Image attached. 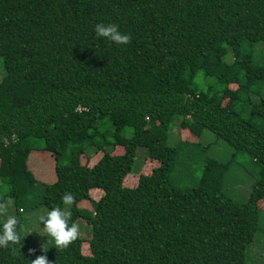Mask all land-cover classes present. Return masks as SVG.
Here are the masks:
<instances>
[{
    "label": "trees",
    "instance_id": "1",
    "mask_svg": "<svg viewBox=\"0 0 264 264\" xmlns=\"http://www.w3.org/2000/svg\"><path fill=\"white\" fill-rule=\"evenodd\" d=\"M97 24H115L130 43L97 36ZM259 43L264 0H0V203L14 199L22 241L0 248V264L42 254L50 264H251L264 201V125L252 122L264 121V98H247L264 81V59H253ZM239 104L249 119L233 110ZM186 131H208L259 165L246 203L223 194L228 165L213 159L197 186H170ZM139 150L158 165L125 186ZM88 155L99 156L91 167L81 161ZM32 158L47 182L28 169ZM21 202L29 211L68 208L89 239L63 251L52 238L29 247Z\"/></svg>",
    "mask_w": 264,
    "mask_h": 264
},
{
    "label": "rangeland",
    "instance_id": "2",
    "mask_svg": "<svg viewBox=\"0 0 264 264\" xmlns=\"http://www.w3.org/2000/svg\"><path fill=\"white\" fill-rule=\"evenodd\" d=\"M253 59L257 63H261L264 59V45L261 43L256 44L255 51L253 52ZM215 84V83H212ZM221 85L214 86L212 88L213 92H219L221 90ZM250 102L255 103L259 101L260 98H264V81L256 83L251 87L250 92L247 94ZM233 110H236L242 117L249 119V105H235ZM177 122L170 126V135L168 138V144L175 147L178 144V139L174 134L176 130ZM252 122L258 126L262 127L264 121L260 118H253ZM179 128V126H178ZM178 130V129H177ZM185 132V131H182ZM187 134L180 135V139L187 141V143L182 144L177 149V154L175 157V163L172 171L170 172V186L178 190H187L198 185L208 159L216 160L220 163L227 164V169L223 172L221 191L223 194L237 203H246L248 201L251 187L258 178L259 165L253 161V159L244 153H237L235 157L233 149L228 146L225 142L216 139L210 132L205 131L202 137H194ZM127 134V133H126ZM128 138V136H126ZM177 142V143H176ZM122 148L117 147L114 149V154L121 153ZM141 150V149H140ZM138 151L135 158V164L133 167V173L130 174L131 177H127L124 181V185L132 187L136 180V172L138 174L149 175L151 174L154 167H157V163L152 160H147L145 158L144 151ZM99 156H84L82 157V163L91 167ZM51 159V158H50ZM49 159V160H50ZM35 164V165H34ZM38 160L30 159L28 169L30 172H39L38 178L43 182H47L48 173L47 170L40 169ZM49 172V170H48ZM41 176L43 178H41ZM46 177V178H44ZM3 194H7L8 191L4 190ZM102 192L98 189H93L90 191V197L93 200H98ZM7 202L8 210L6 215L0 216V221H4L9 217H13L16 213L14 199L8 197L5 199ZM21 202L20 207L24 209L22 216L25 218L24 226L26 227V239L27 245L29 247H44L49 244L51 237H49L44 231V224L40 221L41 216H46L48 213L47 209L44 207H39L33 211H29L26 208V203ZM68 207V206H66ZM80 208L84 211H92L93 207L90 202H84L80 204ZM259 214H258V229L253 238L252 243L249 245L247 250V260L251 264H264V201L259 204ZM20 211V210H19ZM80 228V236L84 239H89L90 230L88 225L84 220H78L77 223ZM82 253L85 255L89 254V249L87 244H83Z\"/></svg>",
    "mask_w": 264,
    "mask_h": 264
},
{
    "label": "clouds",
    "instance_id": "3",
    "mask_svg": "<svg viewBox=\"0 0 264 264\" xmlns=\"http://www.w3.org/2000/svg\"><path fill=\"white\" fill-rule=\"evenodd\" d=\"M95 32L97 36L106 38L117 45H126L131 40V37L122 33L115 24H97ZM62 201L66 206H71L75 202L71 193L64 194ZM7 210V202L0 203V216L6 215ZM71 217L72 213L68 208L61 209L60 207L53 208L46 216L40 217L45 233L54 240L56 249L60 251L66 250L72 245L80 234L79 225L69 223ZM19 224L20 221L14 216L9 217L3 224V231L0 232V248H14L15 245L22 242L20 231H18ZM30 252H34V250H30ZM31 264H50V261L46 255L42 254L32 260Z\"/></svg>",
    "mask_w": 264,
    "mask_h": 264
}]
</instances>
